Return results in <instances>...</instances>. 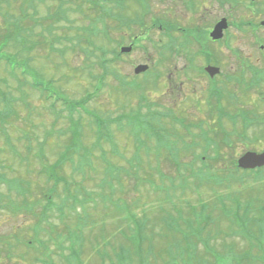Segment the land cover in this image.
Here are the masks:
<instances>
[{
    "label": "rangeland",
    "instance_id": "1",
    "mask_svg": "<svg viewBox=\"0 0 264 264\" xmlns=\"http://www.w3.org/2000/svg\"><path fill=\"white\" fill-rule=\"evenodd\" d=\"M81 4L84 5L83 13L80 14L77 9ZM72 5L75 4L71 0H61L60 2L58 0H0V60L3 62L0 64V111L2 114L5 113L4 108H8L12 103V107L7 109V117L0 121V130L6 127V133L9 136L2 137L3 131H0V174H4L7 179H10L9 184L21 189L20 192L11 190L10 194L7 183L0 185V197L4 200L0 205V264H67L65 260H70V253L73 254V260L83 261L84 264H101L100 257L104 255L107 257V253L108 258L115 262L114 252H119L122 250L121 246H124V243L129 244V242L127 240L124 242L125 236L121 237L117 234L118 224L115 218L119 204H117L116 198L108 197L106 200H102L103 192L96 186L103 183L118 165L126 164L120 159L122 157L128 159L129 166L140 167V172L134 178L135 181L145 182L149 186L158 183L162 186L160 189L162 190L165 186L162 178L166 177V173L169 175L167 166L172 160L169 150L158 145L155 140H147L146 134H138L129 128H124L119 133L117 125L112 124L110 129L115 138L111 137L108 129L101 130L105 147V153H102L92 149L87 143H92L96 139L95 128L89 124L90 118L84 116L82 119L76 118L75 126L71 132L81 133L80 136L84 143L78 145L69 156L78 166L85 167L86 176L82 178L73 174L69 163L65 164L63 172L65 175H63L69 177L71 182L73 181L72 188L75 187L77 190L76 195L79 203L85 202L87 192L93 191V189L97 192L95 195H90V199L95 198V201L88 202L89 205L80 210V214L73 216L71 211L67 210L69 215L66 216L65 221L58 219L57 210H61V199H64L65 194H69V192L63 191L66 185L60 184L55 187L54 182L43 177L41 173H44V167L53 166L58 155L64 153V150L60 151L58 148V143L63 149L72 139V135L67 132L70 122L63 116L67 114L65 106L62 105L63 100H66L68 96L74 101L83 100L86 95L85 91L89 90L94 93L97 90L95 88L96 77L105 75L103 92L96 93L97 99L92 98L87 104V107L97 116H109L115 119L122 115H131L138 110L146 114L147 107L143 104L147 102L140 103L139 101L148 96H150L148 99H152L148 102H155L158 105L155 109L158 110L175 109L173 106L179 105L162 97L164 89L161 92H156L157 89L153 86V82H148L147 76L138 79L145 84V88L135 94L136 91L127 90L134 88L135 84L124 81L117 82L118 79L115 75H118L116 66L118 63H108L106 68H103L101 55L98 52L95 54H85V52L81 54L76 50L73 52L77 43L74 40L68 43L69 38L74 39L78 35L77 30L88 24L84 20V16L89 13V8L86 0H77V8ZM59 6L61 15L65 16L67 21L58 22L47 30L56 31L55 34L62 44L54 39L46 29L44 32L49 34L48 37L37 40V35L51 23L47 20L44 21V18L49 16L50 20L58 21ZM5 34L11 38L6 50L1 44ZM31 35H33L32 39ZM155 37L160 38L159 35L153 34V38ZM38 41L43 44L35 48L33 43H38ZM52 46H56L53 53L49 50ZM61 46L65 48L69 46V53L63 54L62 49H59ZM87 47L89 46L84 43L83 48L87 49ZM75 49H79V46H76ZM146 53L157 70L161 69L160 64L169 63L178 58L174 59L172 56V59H169L166 54L158 56V53L150 45L147 46ZM144 54L143 51H136L131 58L125 59L126 74L131 71L134 62L143 63ZM30 58L31 62H28L27 59ZM16 76L27 78L28 87H30L27 95L21 92L23 87L20 86L21 83H18ZM33 85L44 86L48 92L44 97L37 92L34 94L31 92ZM230 91L234 95L233 104L230 107L223 106L230 115H241L240 117L243 118L257 106V102H254L245 90L231 88ZM189 101L188 96L180 104ZM60 107L63 115L57 120L54 115ZM196 109V104L191 100L188 105L182 104L180 112H185L187 116L191 117L189 112H194ZM74 114L77 116L76 112ZM106 121L105 118L103 123ZM85 126L87 130L83 131ZM231 127L228 125L226 129ZM57 128H60V136ZM176 131L183 132L178 127H176ZM46 133H49V136L44 138ZM6 139H10L9 142L13 145L14 150L6 143ZM44 140L45 149L41 151L39 144ZM235 147L237 148L236 153L244 151L242 145L238 143ZM29 150H31L30 153ZM189 152V156H186V152H183L182 156H186L184 160L187 162L189 170L197 172L202 167L199 158L202 157L201 154L203 155V149L197 148L194 152L189 149ZM88 165L93 168H88ZM210 168L211 170L201 177L202 189L209 190H205V193L202 192L200 195L184 194L185 197L181 198V200L190 201L192 204H198L199 201L203 203L205 197L209 203L214 201L209 210L213 217L202 216L199 224L201 228H207L206 237L211 234L215 239L213 245L216 246L205 249L203 244H197L198 253L209 254L206 257L209 263L201 256L196 257L193 261L199 264H250V261L251 264H264V179L262 182L249 180H245L243 183L226 182L218 185L216 189L215 182L218 180V171L213 169V165ZM173 171L176 172L174 176L178 177L177 171L172 167L171 174ZM107 185L109 186V183ZM132 185H134L133 182L130 184L127 178L121 176L117 195L127 198L131 203L134 202L137 209L135 212L139 216L143 214L144 210L153 218L158 214L156 217L158 221L161 218L165 221L170 218V213L163 209H170L169 203L165 201H171L172 197L164 193L153 195L147 185L138 189H134ZM54 189H57L53 200L56 207L52 212L54 216L51 217V227L54 228L51 229L48 225H43L48 230L41 232L40 235L41 239L45 240L43 244L47 248L44 249L43 246L36 244L34 246L37 251H34V248L26 245L31 240L34 241L32 230L36 225L37 218L33 214H27L30 209L34 208L38 213L41 210L40 207L45 204V193ZM67 189H71L70 186ZM214 190L216 192H213ZM104 195L106 194L104 193ZM234 196H237L236 200L230 201V198ZM238 197L243 201L242 203L237 202ZM223 198L226 199L225 202ZM100 200L102 201L99 204H95ZM178 200L173 199V202L177 203ZM178 203L182 204V201H178ZM215 208L217 212H215ZM183 210L186 212L185 207ZM84 217L87 218V222L78 221ZM75 218L79 219L76 221ZM141 219L149 220L144 217ZM64 222H69V229L60 233L59 231L64 228ZM159 226H153V229L146 233L148 241L142 244L146 249V256L142 260L134 259L133 256L129 257L121 252L117 264H188L187 258L191 257L193 253L186 254L185 246L173 245L177 243L176 236L167 232L163 234V230ZM124 227L126 229L127 224ZM146 228L151 229L150 221ZM72 232H77L81 237L83 243H80L81 255L75 252L78 235L77 233L72 234ZM156 232H160L159 236ZM235 232L240 235L234 234ZM59 233L61 241H68L66 242L68 245L63 250H60L57 244ZM251 233L258 236L260 242L252 247L246 242L245 246V240L253 237ZM167 234L168 238H166ZM36 240L43 242L40 239ZM133 244L141 245L140 242H133ZM225 244H234L237 250L229 252L225 248L227 246ZM59 245H61L60 241ZM218 246H220L219 249ZM153 247H155L154 252L152 251ZM162 247L165 249L164 252L161 251ZM108 258L104 259L106 264L110 263Z\"/></svg>",
    "mask_w": 264,
    "mask_h": 264
},
{
    "label": "flooded vegetation",
    "instance_id": "2",
    "mask_svg": "<svg viewBox=\"0 0 264 264\" xmlns=\"http://www.w3.org/2000/svg\"><path fill=\"white\" fill-rule=\"evenodd\" d=\"M152 2L164 5L165 54L169 59L178 56L182 61L181 66L174 65V60L167 64L166 78L172 93H177L174 87L178 80L183 86L194 77L197 86L192 95L195 93L200 102V115L207 118L211 114L218 117L217 103L221 97L225 100L229 96L231 88H244L259 102V110L249 115L251 121L244 127L225 130L237 134L247 127L248 139L243 148L264 153V0ZM125 19L137 21L138 17L124 15L120 20ZM124 29L120 26L119 38L134 51L137 41L126 37ZM189 58L196 63L193 69L187 62ZM208 67L219 72L207 71ZM260 173L264 176V168L248 170L246 177L252 182Z\"/></svg>",
    "mask_w": 264,
    "mask_h": 264
},
{
    "label": "trees",
    "instance_id": "3",
    "mask_svg": "<svg viewBox=\"0 0 264 264\" xmlns=\"http://www.w3.org/2000/svg\"><path fill=\"white\" fill-rule=\"evenodd\" d=\"M79 143H80V140L73 137L71 139V141H69V144L63 148V150H65V152L63 153L62 159L60 161H56L53 164V166L51 168V172L49 174H48V172H46V175H48L47 177L49 178V180L54 181L55 186H57L59 184H65L67 187L69 185V182H68L69 178L65 177L64 176L65 174L62 173L64 170L63 165L67 161L66 155H68V154L70 155L72 152H74L76 147L79 145ZM81 167H83V166H81ZM119 171L121 172V169H119ZM81 172L84 173L83 171H81ZM4 179H6V176L4 174H0V180L2 181ZM8 189L10 191L16 190L17 192H20V190H21L19 187L12 186L11 184H8ZM50 194H53V191H51ZM50 196H52V195H50ZM66 196H67V198L63 199V201H62V204H63L62 209L64 208V206H67V203L69 202V200H67V199L70 196L69 195H66ZM47 198H49V197H47ZM49 203H50L49 205L45 206L46 209H45V212L43 213L44 214L43 217L47 215V212L52 211L53 208L55 207L54 204L53 203L51 204L50 201H49ZM71 207L74 208V205H71ZM32 211H33V209H30V214L32 213ZM136 225H137V230L140 231L141 235H144L146 233V226H144L141 222H136ZM38 227L40 228V226H38ZM34 233H35L34 241L36 242L37 241L36 239H39L38 238L39 231L34 230ZM74 233H77V232H74ZM137 236H138V232H137ZM193 239L197 240V235L192 233V237L190 240L192 241ZM134 240L139 241V238L134 236ZM32 245L33 244H31V243H27V246L31 247ZM9 246H10V248H12L11 245H9ZM32 247H34V246H32ZM34 249H35V247H34ZM34 251H37V250L35 249ZM8 252H10V251L8 250Z\"/></svg>",
    "mask_w": 264,
    "mask_h": 264
},
{
    "label": "water",
    "instance_id": "4",
    "mask_svg": "<svg viewBox=\"0 0 264 264\" xmlns=\"http://www.w3.org/2000/svg\"><path fill=\"white\" fill-rule=\"evenodd\" d=\"M261 164L260 158L256 157L254 155H250L249 157H246L242 160V164L247 165V166H251L249 164Z\"/></svg>",
    "mask_w": 264,
    "mask_h": 264
}]
</instances>
